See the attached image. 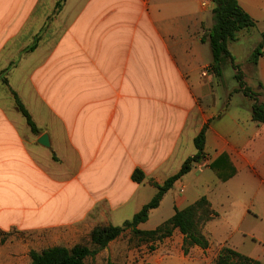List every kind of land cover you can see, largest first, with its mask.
<instances>
[{
	"label": "crops",
	"instance_id": "obj_1",
	"mask_svg": "<svg viewBox=\"0 0 264 264\" xmlns=\"http://www.w3.org/2000/svg\"><path fill=\"white\" fill-rule=\"evenodd\" d=\"M203 1L0 0V53L6 63L1 81L12 100L11 91L23 103L10 75L27 55L40 52L39 59L25 63L24 78L51 112L49 126L59 125L63 132L60 139L34 122L35 135L19 127L8 106L0 107V232L53 231L81 238L97 226L112 225V215L129 204L136 214L148 203L146 193L153 198L151 182L162 184L195 154L193 140L208 123L205 158L155 210L168 195L173 211L206 197L216 213L202 228L209 247H193L185 255L183 236L175 231L162 242L164 253L156 263L171 260L178 249L182 264H210L227 247L264 264V124L252 121L251 109L234 117L228 104L207 110L199 103L214 91L210 80H202L211 62L202 39L213 25L214 8L212 0L206 7ZM236 1L264 32V0ZM29 15L41 21L29 27L30 44L20 36ZM250 32H240L235 43ZM255 70L264 86V54ZM56 82L57 89H47ZM123 100L124 112L115 119ZM12 110L19 113L14 100ZM114 120L105 159L89 169L90 136L104 123L108 131ZM105 131L99 128L97 137ZM45 133L48 148L38 143ZM222 155L219 173L235 169L224 182L210 168ZM135 169L143 172V182L132 181Z\"/></svg>",
	"mask_w": 264,
	"mask_h": 264
},
{
	"label": "rangeland",
	"instance_id": "obj_2",
	"mask_svg": "<svg viewBox=\"0 0 264 264\" xmlns=\"http://www.w3.org/2000/svg\"><path fill=\"white\" fill-rule=\"evenodd\" d=\"M19 1V0H17ZM17 7V6H16ZM3 12H0V17L3 16ZM12 16L17 17L18 14H12ZM29 23L25 30L21 32V41L28 42V44L33 42L32 35H29V27L33 28V24L37 25L40 23V17L37 15V18H34V15H29ZM46 15H42L43 20H45ZM43 23V21H42ZM261 31L257 28L251 30L245 41L241 40L240 43H232L229 46V50L231 51L233 57L235 58V63L239 66L240 70L243 73V81L246 84V87L250 88L254 93L258 96L259 102L264 103L263 92L264 86L257 80L256 77V68L249 63L248 59L251 52L254 49V46L258 40H260ZM34 43V42H33ZM40 52L32 55H27L25 63H31L35 61V59L40 58ZM5 53H0V70L4 68L6 65L3 62V58ZM14 59L18 60L19 54L15 52L13 54ZM42 56V55H41ZM209 59H211L209 55ZM28 60V61H27ZM25 63L19 66L18 68H13L10 75V85L11 87L19 94L22 99L24 105L32 115V118L36 125L47 134H52V136H58L60 139L63 137V132H60V126L51 127V121L54 120L50 111L47 108L44 101L36 98L32 85L30 82L25 81ZM208 66L203 69L205 72V76H203L202 80L208 79L210 80V86L214 91L212 93L211 99L207 97L203 100H200L199 103L201 106L207 110L211 109L215 106V108H222L225 104H228V107L231 108V113L234 117H245L250 113V108L252 104V99L244 96L243 93L237 92V83L234 79L235 71L232 69L230 64H225L222 71V79L217 81L213 77L211 73L206 72ZM210 79H209V78ZM57 82L53 83L52 86L47 89H51L55 86L54 89H57ZM50 85V83H48ZM259 85V87H258ZM233 94V95H232ZM232 95V96H230ZM51 98V96H50ZM50 98L47 102H50ZM56 102V100H55ZM121 105L117 110V115L115 119L120 118L122 113L124 112V108L126 107V100L121 101ZM128 104V103H127ZM137 104V103H136ZM216 104V105H215ZM9 108V115L11 118L19 125L20 128H23L29 131L28 126L26 125L25 119L17 112L12 110L13 100L10 94L7 91V88L1 81L0 76V107ZM6 111V110H5ZM110 111H108L109 117ZM129 117V112H128ZM54 118H58V115H54ZM219 120H215L214 125L217 126L219 124ZM105 124V123H104ZM101 125L100 127H96V131L93 133L88 143L87 150L90 153V160H93L89 169H95L98 167L99 162L104 158V153L106 147L110 145V136L112 134V130L115 126V120L105 131V125ZM103 132L105 131V136L102 138L101 133L100 136L97 137V130ZM117 128V126H116ZM45 133V134H46ZM62 150V149H61ZM61 155L63 152H60ZM207 169V168H201ZM209 173V172H208ZM153 196L155 195L156 190L153 189ZM249 193V191H246ZM149 193L144 195L145 201L149 202L152 197ZM173 206L174 201L170 195H168L164 202L161 204L158 210H154L150 215L148 220L139 226L141 230H153L161 223L166 221L173 214ZM133 204H129L121 210L117 211L112 215L111 222L114 226H120L126 220H130L133 214ZM107 221V220H105ZM89 235H85V237H75L71 236L64 232H53V231H43V232H20L17 230H11L8 233L0 232V245L4 246L3 250H0V264H31L29 252L31 250L40 252L44 249L53 247V246H64L67 248H71L77 244H89ZM163 242V241H162ZM162 242L160 243H149L144 244L140 243L137 238L133 237L129 230L125 231L121 237L111 242L104 250H101L97 255L92 258L86 260V264H157L156 261L161 259L164 251L161 247ZM178 249L174 250V257L170 260L167 259L161 264H182L178 261V257L181 258L182 254L178 251ZM4 256H9L8 259ZM154 256V258H152ZM157 256V257H156ZM159 256V257H158ZM6 259V260H5ZM155 259V260H154ZM210 264H215L211 262Z\"/></svg>",
	"mask_w": 264,
	"mask_h": 264
},
{
	"label": "trees",
	"instance_id": "obj_3",
	"mask_svg": "<svg viewBox=\"0 0 264 264\" xmlns=\"http://www.w3.org/2000/svg\"><path fill=\"white\" fill-rule=\"evenodd\" d=\"M214 8L212 9L213 25L208 31L203 42H207L211 53V62L208 65L207 72L211 73L217 81L222 79V71L225 64H230L235 71L234 79L237 83L235 93L241 92L244 96L252 99L251 119L257 124H264V103L259 102L257 94L250 88L246 87L243 81V73L235 63L229 46L237 41V36L242 31H251L256 27L253 20L238 4L236 0H212ZM32 45L28 50H33ZM264 32L257 45L249 56V63L254 68L257 67L258 60L264 54ZM7 84V82H6ZM17 111L25 118L27 126L35 135L39 134L30 113L24 107L17 94L11 91ZM233 95V94H232ZM230 95V96H232ZM208 123L205 124L201 131L195 136L193 144L195 154L188 157L181 165L177 173L167 178L162 184L151 182L156 193L153 198L142 206V208L133 215L130 220L122 223L120 226L105 225L95 227L89 235V244H77L71 248L64 246H54L44 249L40 252L31 250L29 257L31 264H86V260L97 255L104 250L111 242L115 241L129 230L133 237L137 238L140 243H160L170 238L175 231L183 236L182 251L186 255L193 247L207 249L209 242L202 233L203 226L215 218L216 213L211 207L206 197L199 198L193 204L184 209H174V214L166 221L161 223L153 230H141L138 227L144 224L151 211L157 209L164 196L171 190L174 184L183 176L188 174L195 164L200 163L205 158V143ZM226 157L222 155L210 164V168L223 182L235 174L232 169L228 175L222 176L216 164ZM145 176L139 169H135L131 175L133 182H143ZM215 264H260L258 261L246 257L230 248L224 247L218 253Z\"/></svg>",
	"mask_w": 264,
	"mask_h": 264
},
{
	"label": "water",
	"instance_id": "obj_4",
	"mask_svg": "<svg viewBox=\"0 0 264 264\" xmlns=\"http://www.w3.org/2000/svg\"><path fill=\"white\" fill-rule=\"evenodd\" d=\"M38 143L43 146V147H49L50 143H49V137L47 134H43L39 137L38 139Z\"/></svg>",
	"mask_w": 264,
	"mask_h": 264
},
{
	"label": "built area",
	"instance_id": "obj_5",
	"mask_svg": "<svg viewBox=\"0 0 264 264\" xmlns=\"http://www.w3.org/2000/svg\"><path fill=\"white\" fill-rule=\"evenodd\" d=\"M206 5H207V0H204V1L202 2V7H206Z\"/></svg>",
	"mask_w": 264,
	"mask_h": 264
}]
</instances>
